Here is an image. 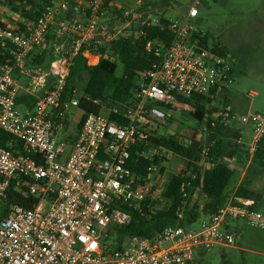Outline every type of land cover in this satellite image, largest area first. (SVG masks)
Masks as SVG:
<instances>
[{"label": "built area", "instance_id": "2783aa9c", "mask_svg": "<svg viewBox=\"0 0 264 264\" xmlns=\"http://www.w3.org/2000/svg\"><path fill=\"white\" fill-rule=\"evenodd\" d=\"M106 2L61 0L23 33L0 24V39L10 48L9 58L0 61V130L10 134L17 147L0 145V264H193L198 248L234 243V234L226 228L230 220L264 230V213L253 201H229L198 230L170 225L152 237L133 235L122 249L109 251L105 242L110 228L131 221L121 206H137L151 188L150 181L142 184L130 167L132 148L147 143L148 130L167 122L177 107H189L178 102L179 95L219 98L234 82V58L215 52L203 40L206 32L194 23L202 0H191L184 17L171 20L170 42L147 44L157 60L140 73L133 102L113 107L115 119L87 114L67 143L59 133L81 96L75 90L73 97H65L74 57L102 34ZM54 24L59 34L72 38V45L52 61L50 89L38 96L33 109L22 111L17 104L22 87L14 71L26 69ZM44 79L42 73L34 75L25 90L39 92ZM229 121L251 125L248 153L253 155L264 138V114L241 115L231 105L223 106L205 137ZM201 157L204 161L205 153ZM12 192L35 197L37 204L9 203Z\"/></svg>", "mask_w": 264, "mask_h": 264}, {"label": "trees", "instance_id": "16d2710c", "mask_svg": "<svg viewBox=\"0 0 264 264\" xmlns=\"http://www.w3.org/2000/svg\"><path fill=\"white\" fill-rule=\"evenodd\" d=\"M111 1L113 0H107L104 5L106 10L111 7ZM162 1L163 4H168L167 0ZM0 5L7 6L20 17L22 22L14 30L23 33L27 30V24L36 22L42 12L54 3L53 0H0ZM118 16L122 22L128 20L121 13H118ZM159 19L158 24H153L150 20L140 24L136 34L120 36L105 43L101 42L100 45L96 43L97 38L80 48L74 57L65 94L66 98L73 97L79 83L85 80L79 97L78 108L82 111V117L77 132L87 114H102L104 111L111 119H115V115L110 112L113 107L123 108L133 102L134 88L139 81L140 73L149 69L157 60L153 51L147 48V44L149 42L167 44L172 39L169 26L171 20L165 16H160ZM203 40L209 44L207 34ZM55 41L56 34L50 33L46 40L47 48L35 54L33 66L45 68L46 58L49 57L51 62L56 57L53 46ZM211 48L219 54L229 53L219 44H212ZM9 49L7 42L0 39V61L9 58ZM86 52L99 55L98 64H89ZM119 64L123 67L121 75L118 74ZM226 91L228 90L219 96ZM211 100L214 99L197 95L178 96V102L188 105L191 108L189 114L199 123L206 124L209 130L213 115L221 107L229 105L227 99L221 102V106H213ZM174 121L173 116L167 123L171 126ZM67 124L66 120L65 128ZM227 128V123L220 124L205 138H199L197 130L191 136L183 133V140L175 135L154 136L153 131L148 130L147 143L141 142L132 148L130 167L140 182L147 184L150 181L154 167H160L161 174L165 172V163L169 162L166 154L180 157L182 167L179 172L170 176L163 192L165 203L162 208H159V202L152 198L154 189L146 192L145 198L137 206H121L131 215V221L126 225L110 228V236L105 242L109 251L122 249L133 235L152 237L170 225L189 228L202 216L210 217L217 213L229 201L239 204L247 200L255 202L262 197L261 194L250 190L245 181L236 189L234 198L231 199L229 188L236 176V169L226 158L234 156L238 145L221 138ZM75 137L69 136L65 140L72 143ZM234 140H237V135ZM0 145L11 149L17 148L14 138L2 130ZM203 153L204 161L201 157ZM200 199H203L202 205ZM37 201L35 197L16 192H12L9 199V203H18L26 207L35 206Z\"/></svg>", "mask_w": 264, "mask_h": 264}, {"label": "rangeland", "instance_id": "374dc122", "mask_svg": "<svg viewBox=\"0 0 264 264\" xmlns=\"http://www.w3.org/2000/svg\"><path fill=\"white\" fill-rule=\"evenodd\" d=\"M60 1L53 0V3L56 6ZM167 2L168 4L165 5L162 0L111 1V7L107 10L105 9L101 20L104 34L99 36L96 43L100 45L101 42L105 43L120 36L136 34L140 24L146 20L153 21L154 18H159L160 16H165L170 20L181 19L191 5V0H167ZM199 10V15L194 19V23L206 32L209 45L219 44L227 49L234 58V82L222 96L211 100L212 105L221 106V102L227 99L229 105L238 114H264V0H202ZM118 13L126 16L128 20L122 22L123 20L118 16ZM17 16L7 6L0 5V17L4 18V20L14 24ZM18 18L20 17L18 16ZM4 25L8 26L7 24ZM9 27L14 28L12 26ZM86 54L91 65L98 64L99 55ZM49 65L50 58L47 57L44 67L48 69ZM122 72L123 67L119 64L118 74L121 75ZM84 84L85 80L79 83L77 88L78 96L81 95ZM20 109H23V107L20 106ZM190 109V107L186 109L177 107L173 111L174 124L171 126L167 122L161 125L155 124L153 125L152 135H175L183 140V133L191 136L197 130L199 132L198 137L205 138L206 124H201L193 118L189 114ZM102 114H107V112L103 111ZM81 117L82 111L78 107H72L68 112V124L59 133V137L68 138L69 136H74L77 133ZM251 128V125L246 127L244 140L248 143H251L253 139ZM227 133L228 131H224L221 138L232 142L234 135L231 133L228 135ZM166 158L169 159V162L165 163V172L161 174L159 171L160 167H158L149 182L151 186L149 191L154 189L152 198L159 202V208H162L165 203L163 192L170 176L179 172L182 167L180 157L166 154ZM234 184L235 178L230 188ZM202 201L203 199H200L199 202L201 203ZM257 210L264 213L263 207ZM3 214L4 210L0 209V217ZM202 217L191 225L192 229L200 226ZM239 225L243 226V223L239 222ZM246 227L248 231L264 232V230L251 226ZM244 239V233H235L234 243L231 244L235 247L233 249L234 255H229V258L231 256L234 261L239 262H235L236 264H261L264 258L249 253L250 251L247 250H251L252 247L242 242ZM209 256L213 259V255ZM250 257L253 258L250 259Z\"/></svg>", "mask_w": 264, "mask_h": 264}, {"label": "crops", "instance_id": "0c3cea01", "mask_svg": "<svg viewBox=\"0 0 264 264\" xmlns=\"http://www.w3.org/2000/svg\"><path fill=\"white\" fill-rule=\"evenodd\" d=\"M15 20L16 22L14 24H11L9 21L4 20V18L0 17V24H7L8 27L12 26L15 29L17 28L18 24L22 22V20L18 18V16L15 17ZM50 33L56 34V41L53 43L56 54V57L52 60L54 61L56 58L62 56L69 50L70 46L72 45V38L66 35L59 34L57 32V26L55 24L52 25ZM102 34H104L103 27H102ZM46 47L47 44L45 43L43 46L39 47L35 51L33 57L27 63L26 69L23 72L20 71L19 69H15L14 71L15 77L19 80L20 86L22 87L17 97L18 107L20 108V106H22L23 107V109H21L22 111H25L27 109H33L38 96L41 95L44 91L50 89L52 85L53 77L50 75V67L52 61L50 62L48 69L40 66L32 65V61L35 54L40 53ZM39 73H42L45 76L44 86L39 92L30 94L25 90V87L30 82L32 77L34 75H38ZM227 127H228L226 129V131H228L227 134L228 135H230V133L233 134L234 136L232 137V141L233 143L235 142L238 145V149L234 154V156L232 158H228V162L231 163L236 169L235 184L234 186L229 188V191L231 193V199L234 198V193L236 189L243 182L246 181L247 186L250 190L262 195V197L255 202L253 200H247V201H253V207H255L256 209H260V207L264 208V138L260 141L257 151L253 155H250L248 153V148L250 147L252 142L248 143L244 140L246 127H248V125L242 124L237 121H230L227 123ZM76 134L74 136H76ZM236 135H237V140H234V137ZM202 204L203 201L200 203V205ZM209 218L210 217H202L200 221L201 222L206 221ZM239 222H242L243 226L239 225ZM226 226H227L226 227L227 230L233 233L234 235L236 232L244 233L245 239L242 240V242L246 243L247 246L252 247L251 250H247V251H250L249 253L251 254L258 255L264 258V232L248 231V228L246 227L248 225L242 220H230L227 222ZM199 227L195 228L194 230H198ZM189 228H191V226ZM234 248L235 247L232 245H225V244H217L210 249L198 248L195 251V258L193 264L239 263L238 261H234L233 258H231V256L229 258V255H234L233 252ZM209 255H213V259L210 258ZM252 258L253 257H250V259ZM261 264H264V259Z\"/></svg>", "mask_w": 264, "mask_h": 264}, {"label": "water", "instance_id": "95a60500", "mask_svg": "<svg viewBox=\"0 0 264 264\" xmlns=\"http://www.w3.org/2000/svg\"><path fill=\"white\" fill-rule=\"evenodd\" d=\"M85 56L87 57V54H85Z\"/></svg>", "mask_w": 264, "mask_h": 264}]
</instances>
